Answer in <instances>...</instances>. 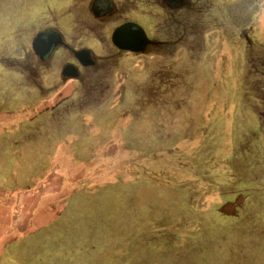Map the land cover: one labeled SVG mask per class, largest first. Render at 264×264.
<instances>
[{"label": "rangeland", "instance_id": "374dc122", "mask_svg": "<svg viewBox=\"0 0 264 264\" xmlns=\"http://www.w3.org/2000/svg\"><path fill=\"white\" fill-rule=\"evenodd\" d=\"M91 1L0 0L2 32L11 25L25 50L40 32L62 35L41 66L55 88L71 65L85 95L66 143L51 122L5 134L0 159L23 176H0V264H264V0H183L199 9L196 39L160 58V33L141 26L161 13L155 0L107 1L108 13ZM124 20L150 48L131 31L111 42ZM18 59L10 72L0 61V113L35 103L26 84H47L12 74L31 67Z\"/></svg>", "mask_w": 264, "mask_h": 264}, {"label": "crops", "instance_id": "0c3cea01", "mask_svg": "<svg viewBox=\"0 0 264 264\" xmlns=\"http://www.w3.org/2000/svg\"><path fill=\"white\" fill-rule=\"evenodd\" d=\"M112 1V0H111ZM73 20V19H72ZM10 27L12 28V26L10 25ZM10 27H6L7 29V33L3 34V28L0 27V53L2 51L7 52L11 55H13L16 50L19 54V59L17 61V64H21L23 62V60H26L29 64L31 63V61L28 59L29 57V49L25 50V48H23V45L20 47L21 43L18 40H15V38L17 37V35L14 34L13 30H11ZM60 34V33H59ZM61 38L62 35L60 34ZM63 39V38H62ZM18 43V44H17ZM20 44V45H19ZM20 51V52H19ZM62 52L61 48H57L52 54H54L55 52ZM21 54V55H20ZM51 54V55H52ZM50 55V56H51ZM8 56V57H10ZM0 58L1 64L5 65L7 64V58ZM30 61V62H29ZM47 64V62H46ZM42 64H39V67L37 66H31L29 71H19V73H12L14 74L18 79L21 78L22 80H29V78L31 77H35L37 76V79H39L40 81L45 80L47 82V84L42 87H35L31 88L27 87V97L24 96L25 99H28L29 97H32L34 100V104H32L31 106H28V108L23 109L22 111L20 110V108L18 110H16V112H6V113H0V122L4 119L3 123L0 124V148L4 147V146H8V144L10 142V139H8V132L11 130L16 129L13 132V135L18 134L19 132H22L23 129L26 130L28 132V129L30 128H36V130L39 129V127H42L45 123H49L51 122L52 125L54 126V129L56 131V133H58V136L60 139H63L62 143L65 142V140L73 134L72 131H75L76 129L75 126L78 125L76 122V119L70 118L71 113L77 110L76 106H78L75 102L76 100H81V97H84L85 95L82 92V87H81V82L82 81H76L75 79H72L71 77H67V78H63L61 79V84L59 86H56L55 88L52 86L51 80L54 79V76H52V73H49V69H47V65H46V70L44 71L42 66ZM6 66V65H5ZM5 71H11L14 67L11 66H6L3 67ZM14 70H18V69H14ZM31 75V77H29ZM25 99H21V102L24 101ZM39 100V101H38ZM37 103V104H36ZM20 110V111H19ZM2 114H5L4 116H2ZM15 114H17V117L15 116ZM45 115V116H44ZM15 116V117H14ZM14 118H16L14 120ZM29 123L31 125V127L27 124L25 128H23V125ZM81 126H78L80 128H86V124H82L80 123ZM17 127L20 128V130H17ZM58 131V132H57ZM63 132V133H62ZM6 134V135H5ZM2 136V137H1ZM12 136V135H11ZM23 139L21 138L22 141L21 148H18V151L16 153H14L13 155L16 157V162H18L19 160L22 161L23 158L20 157V154L23 153ZM8 142V143H7ZM19 143V142H18ZM66 143V142H65ZM12 156V155H10ZM8 159H6L7 161ZM4 159H0V162H4V163H0V176L5 174L4 177H14L15 173L19 171V175L23 176V168H21L20 170H14L17 168V163H15L13 165V168L10 167L8 165V162H6ZM27 161V159H26ZM3 173V174H2ZM13 185H17V184H13ZM36 186H34L33 188H35ZM29 188L28 186L26 187H20L12 190L11 191V195L9 196V198H11L12 195H14V191L17 193L22 194V197L24 194L29 193ZM2 192V191H0ZM34 203V202H33ZM5 246V245H4ZM4 250V247L0 248V256L2 255ZM10 256V255H9ZM8 256V257H9ZM7 256H5L4 258H6Z\"/></svg>", "mask_w": 264, "mask_h": 264}, {"label": "flooded vegetation", "instance_id": "af4514ba", "mask_svg": "<svg viewBox=\"0 0 264 264\" xmlns=\"http://www.w3.org/2000/svg\"><path fill=\"white\" fill-rule=\"evenodd\" d=\"M107 1H110L109 3L112 7L111 11H113V2L111 0H104L103 2L102 0H92L89 3L91 12L103 11V13H108V11H110L108 8L109 3H107V5L104 4ZM99 2L102 6H98ZM155 2L161 9V13L158 15L152 14L147 16L149 23L145 25L142 24L141 26L143 27V30L148 28L152 32L160 33L159 40L155 43L156 45L151 48L154 50L151 52H154L155 57L158 56L160 58L163 56L165 57L168 53H172L178 48L182 49V47H185L188 42L191 43V41L194 40L198 27L194 29L193 26L190 25L189 16L197 14L196 12L199 13V9L197 10V8L194 7V3L189 5L183 0H155ZM104 21L106 20H102V22ZM130 31L132 33H136V42L140 45L142 50L150 48L152 42L146 41L140 37L141 32L139 30V26H137L136 22L133 20H124L119 23L113 30V34L110 38L111 42L113 44H119L117 39ZM30 46L28 59L31 61V66L37 67H39V64H42L43 59L50 57L52 52H54L57 48L65 50L67 47L66 44L62 42L60 34L54 31H44L38 33L32 40ZM70 54L78 65H91V60L88 61V51L85 48H73ZM83 66L87 67V65ZM71 67V65H65L62 67L60 76L62 78H77L78 75L74 76L72 74Z\"/></svg>", "mask_w": 264, "mask_h": 264}]
</instances>
